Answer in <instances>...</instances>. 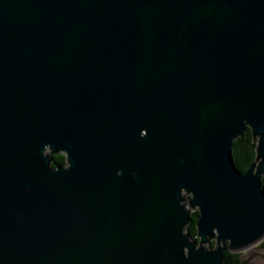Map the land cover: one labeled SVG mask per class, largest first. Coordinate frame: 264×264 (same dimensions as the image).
I'll use <instances>...</instances> for the list:
<instances>
[{
  "label": "water",
  "instance_id": "1",
  "mask_svg": "<svg viewBox=\"0 0 264 264\" xmlns=\"http://www.w3.org/2000/svg\"><path fill=\"white\" fill-rule=\"evenodd\" d=\"M263 177L264 0H0V264H264Z\"/></svg>",
  "mask_w": 264,
  "mask_h": 264
},
{
  "label": "trees",
  "instance_id": "2",
  "mask_svg": "<svg viewBox=\"0 0 264 264\" xmlns=\"http://www.w3.org/2000/svg\"><path fill=\"white\" fill-rule=\"evenodd\" d=\"M257 140L254 139L252 130L246 127L244 132L239 135L232 143V158L236 167L242 172L246 171L249 165L256 157ZM66 162V156L63 153L55 154L53 156L52 166H62ZM262 186L264 187V177L262 179ZM198 210H193L191 212V218L188 225L185 228V233L189 235L191 239L197 238V219ZM216 244L215 240L209 244L212 247ZM259 246L264 248V240L259 244ZM241 253H233L226 250L224 252V264H241L240 260Z\"/></svg>",
  "mask_w": 264,
  "mask_h": 264
},
{
  "label": "flooded vegetation",
  "instance_id": "3",
  "mask_svg": "<svg viewBox=\"0 0 264 264\" xmlns=\"http://www.w3.org/2000/svg\"><path fill=\"white\" fill-rule=\"evenodd\" d=\"M47 152H49V150L47 151ZM60 153H63V154H65L64 152H60ZM60 153H58V154H60ZM55 155V154H54ZM53 155V156H54ZM65 156H66V154H65ZM67 165V158H66V162H65V164L64 165H62V166H66Z\"/></svg>",
  "mask_w": 264,
  "mask_h": 264
},
{
  "label": "rangeland",
  "instance_id": "4",
  "mask_svg": "<svg viewBox=\"0 0 264 264\" xmlns=\"http://www.w3.org/2000/svg\"><path fill=\"white\" fill-rule=\"evenodd\" d=\"M185 194H186V193H185ZM206 247H208V245H206ZM258 247L263 248V247L259 246V244H258ZM263 249H264V248H263ZM261 253H264V251H262Z\"/></svg>",
  "mask_w": 264,
  "mask_h": 264
}]
</instances>
